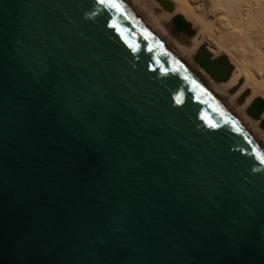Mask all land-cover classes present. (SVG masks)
<instances>
[{"label": "water", "instance_id": "water-1", "mask_svg": "<svg viewBox=\"0 0 264 264\" xmlns=\"http://www.w3.org/2000/svg\"><path fill=\"white\" fill-rule=\"evenodd\" d=\"M262 160L123 0H0V264H264Z\"/></svg>", "mask_w": 264, "mask_h": 264}, {"label": "bare ground", "instance_id": "bare-ground-1", "mask_svg": "<svg viewBox=\"0 0 264 264\" xmlns=\"http://www.w3.org/2000/svg\"><path fill=\"white\" fill-rule=\"evenodd\" d=\"M123 1L264 146L260 131L255 130V122L248 121L247 117H244L245 114L243 115V109L253 97L259 94L264 99V0H207L197 5L189 4L188 0H171L175 9L173 13L168 14L161 7L164 14H157L151 0ZM194 1L198 3L197 0ZM175 13L181 14L187 21L189 19L188 22L191 21L190 32H178L172 25V29L180 35L170 31L166 20ZM209 18L219 23V29H224L225 32H218L217 28L218 33H214L215 28ZM191 34L194 35L192 38L186 37H191ZM202 44L213 56L225 54L233 65V71L225 86L205 77L204 70L201 71V68H197L190 60L191 53ZM241 80L243 83L238 90L235 87V91L230 92L232 94L226 91ZM246 89L250 90V94L241 103L243 106L237 108L234 97H239ZM262 115L264 116V113Z\"/></svg>", "mask_w": 264, "mask_h": 264}, {"label": "rangeland", "instance_id": "rangeland-1", "mask_svg": "<svg viewBox=\"0 0 264 264\" xmlns=\"http://www.w3.org/2000/svg\"><path fill=\"white\" fill-rule=\"evenodd\" d=\"M189 1V4H191V5H197V4H199V3H204L205 1H207V0H197V2L198 3H195V1L194 0H188ZM151 3H152V7H153V9H154V11L158 14H164V12H163V10L159 7V5L157 4V2H155L154 0H151ZM174 3V2H173ZM204 8V7H203ZM206 8V7H205ZM207 8H209V7H207ZM167 14H168V12H166ZM170 19H171V16L166 20L167 21V23H168V25H169V29H170V31H172L174 34H177V35H180L178 32H176L175 30H173L172 29V26H171V23H170ZM210 20V22H212V26L215 28V29H213V32L215 31L216 33H218L219 32V30H220V32L221 33H224L225 32V30L224 29H219V28H221V26L219 25V23H217V22H215V21H213V19H211V18H209ZM212 20V21H211ZM188 21H189V19H188ZM191 22V21H190ZM216 27H215V26ZM218 26H220V27H218ZM212 27V28H213ZM217 28H218V32L216 31L217 30ZM212 31V30H211ZM212 32V33H213ZM214 32V33H215ZM186 36V35H185ZM194 36V35H193ZM192 36V34H191V37H189V35H187L186 37L187 38H192L193 37ZM244 38V37H243ZM240 40V38H238V41ZM237 41V40H236ZM197 49V48H196ZM195 49V50H196ZM195 54V51H194V53H191V56H190V60L192 61V63L193 64H195L196 65V67L198 66L194 61H193V55ZM219 54H223V53H219ZM218 55V54H217ZM215 56V55H214ZM197 68H199V67H197ZM201 71H202V69H201ZM205 77H207L208 79H210L206 74H205ZM242 79H244V77L242 78ZM211 80V79H210ZM212 81V80H211ZM212 82H214V81H212ZM215 83H217V84H219L220 86H221V83L223 84L222 86H225L224 84L226 83V81L225 82H215ZM242 83H243V81L241 80L239 83H236L234 86H232V87H236L237 88V90H238V88H239V86L240 85H242ZM231 87V88H232ZM230 87H228V89L226 90L229 94H232V93H230V89H229ZM248 88H250V86L248 87ZM258 96H259V94H258ZM235 99H234V103L236 104V105H238L237 106V108L239 107L240 108V106L242 107L243 106V104H239L238 102H237V97H234ZM245 114V115H244ZM243 115H244V117L246 118L247 117V120L249 121H252V122H255V124H256V127H255V130L256 131H260V133H261V137H263V140H264V134H263V131L261 130V128H259V122L258 121H256V120H253V119H251V118H249L247 115H246V113H245V108L243 109ZM252 128H254V127H252Z\"/></svg>", "mask_w": 264, "mask_h": 264}, {"label": "snow or ice", "instance_id": "snow-or-ice-1", "mask_svg": "<svg viewBox=\"0 0 264 264\" xmlns=\"http://www.w3.org/2000/svg\"><path fill=\"white\" fill-rule=\"evenodd\" d=\"M261 162L264 163V160H262Z\"/></svg>", "mask_w": 264, "mask_h": 264}]
</instances>
